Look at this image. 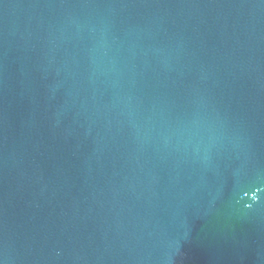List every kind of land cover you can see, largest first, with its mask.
Masks as SVG:
<instances>
[{"label":"water","instance_id":"1","mask_svg":"<svg viewBox=\"0 0 264 264\" xmlns=\"http://www.w3.org/2000/svg\"><path fill=\"white\" fill-rule=\"evenodd\" d=\"M0 264H264V0H0Z\"/></svg>","mask_w":264,"mask_h":264}]
</instances>
